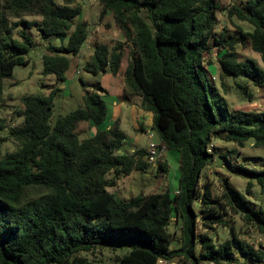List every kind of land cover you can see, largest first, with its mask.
Returning <instances> with one entry per match:
<instances>
[{
  "label": "trees",
  "instance_id": "obj_1",
  "mask_svg": "<svg viewBox=\"0 0 264 264\" xmlns=\"http://www.w3.org/2000/svg\"><path fill=\"white\" fill-rule=\"evenodd\" d=\"M98 1L99 21L110 11L124 39L96 45L82 70L116 76L127 49L126 98H140V109L152 114L158 143L178 154L176 192L120 200L108 190L133 171L151 168L166 174L169 165L165 159L151 167L144 148L115 154L126 134L119 120L99 129L108 112V93L99 85L83 94V106L51 125L58 86L89 38L87 24L74 22L81 12L78 0H0V107L5 102L2 81L12 77L15 66L28 64L23 55L33 43L26 29L33 26L43 38L57 39L41 56L42 74L54 77L49 94L21 97L13 113L23 118L19 125L8 127L0 117V132L7 129L8 139L17 143L2 155L0 138V264H101L81 254L102 247L124 251L113 264H232L235 254L264 264V249L234 235L217 242L207 232L197 234L198 223L203 229L226 226L230 211L264 236V210L255 209L227 178L217 199L207 184L198 186L201 170L218 155L213 141L221 133L226 134L221 139L240 148L249 140L264 148V110H231L203 62L215 48L220 77H242L264 91V0L227 5L221 0ZM218 13L248 23L251 31L234 23L230 30L222 22L217 32ZM25 16L41 20L25 22ZM22 23L25 29L16 32ZM238 45L257 53L261 65L240 60ZM236 85L250 98L245 87ZM84 123L95 131L79 139L77 129ZM235 154L234 149L224 156ZM231 171L255 180L264 192V160L258 170L237 164ZM172 222L179 230L176 239L168 230Z\"/></svg>",
  "mask_w": 264,
  "mask_h": 264
},
{
  "label": "rangeland",
  "instance_id": "obj_2",
  "mask_svg": "<svg viewBox=\"0 0 264 264\" xmlns=\"http://www.w3.org/2000/svg\"><path fill=\"white\" fill-rule=\"evenodd\" d=\"M233 1L244 2L245 0H221L223 5L231 4ZM55 2L57 4H62V0H55ZM78 3L81 6V12L75 17L74 22H85L87 24L89 38L82 45L78 57L72 60L66 74V81L58 86L60 91L53 100V113L50 118L51 125H53L58 118L83 106V94L93 91L95 85H99L105 90L103 82L104 74L92 75L83 71L82 67L88 61L96 45H110L111 40L116 41L119 36L123 35L115 26L110 11H107L104 18L99 21V14L102 10V6L98 0H78ZM217 17L220 21V25L216 29L217 32L220 30L222 22L226 23V27L230 30H233L231 23L241 26L244 31H251L252 29L251 25L246 22H241L234 17L230 21L227 20L223 13H218ZM23 20L25 22H33L40 21L41 19L37 16H25ZM22 29H25L23 23L19 25L16 32ZM16 32L15 36L17 35ZM26 32L31 37L33 43L29 52L23 55L24 58L28 60V64L15 66L13 68L12 77L2 81V92L5 102L0 107V117L6 119L8 127L16 126L23 122L22 117L14 116L13 114L15 110L21 107V97L23 95L33 94L47 96L50 89L54 87V77L51 75L44 76L42 74L41 56L46 53V46L49 44L56 45L57 39L55 37L43 38L39 30L33 26L26 29ZM236 49L240 60L251 58L261 65L260 56L257 53L240 45H238ZM124 52L123 64L125 65V59H127L128 56L127 49H125ZM217 55L218 53L214 48L210 54L205 55L203 62L207 68L209 81L219 94L225 98L229 108L231 110H241L245 112L264 110V91L254 87L248 80L242 77H220L219 65L215 61ZM208 60H211V65H208ZM236 84L245 87V91L250 94V98L247 97L246 93L242 94V89L238 88ZM118 98H121L123 101L124 98L126 99V92L123 88L120 89ZM130 98H132L131 103L127 100H125L126 102L122 101L123 104L117 114V117H121L122 119L120 128L125 132L126 137L122 148L115 154L132 153L139 148L146 149L149 141L148 134H152L153 142L158 143L157 135L150 126H146V132H141L136 128L131 114V105L137 107L140 98L138 96H132ZM110 108L111 107H109V109ZM110 115L111 113L107 115V118L99 129L106 128L111 122L110 118H112V115L111 117ZM93 131L94 129L89 128L85 123L80 124L77 129L79 139L90 136ZM225 136V133H221L220 137L213 141L214 146H216L214 152H218V155L215 156L212 163L201 170L198 186L202 187L207 184L210 188L211 195L217 199L222 193V181L227 178L229 183L239 193L251 201L255 209L264 210V192L261 191L256 181L231 171V168L237 164L256 170L260 169L264 160V148L253 147L252 141L250 140L240 148L231 141L221 139V137L224 138ZM0 138L4 139L1 143L2 155H4L5 152L13 151L17 147L15 141L8 139L7 129L0 132ZM234 149L238 150L239 154H235L232 157L224 156L228 151ZM165 154L167 155L166 162L169 165L168 173H155L151 168L146 171H133L128 176L120 177L116 186L108 188V190L120 200H127L139 194L147 195L150 193L164 192L166 190L173 193L176 192L179 175L177 168V153L166 150ZM160 160L165 161L163 157H161ZM111 176L112 174L106 175V178H110ZM249 181L252 183L250 195H245L246 185ZM225 220L226 226L213 225L207 229H203L200 223H198L197 234L207 232L217 242L230 239L234 235L256 249H264V236L261 235L253 225L243 222L238 214H234L230 211L225 213ZM168 230L174 233L175 239L178 237L179 230L173 222L170 224ZM173 245H175V243ZM176 245L178 244L176 243ZM123 252L124 251H113L109 248L102 247L96 249L93 253H82L81 255L88 258L89 261L96 263L113 264L116 256L122 255ZM234 259L232 264H252L249 258L239 254H235Z\"/></svg>",
  "mask_w": 264,
  "mask_h": 264
},
{
  "label": "crops",
  "instance_id": "obj_3",
  "mask_svg": "<svg viewBox=\"0 0 264 264\" xmlns=\"http://www.w3.org/2000/svg\"><path fill=\"white\" fill-rule=\"evenodd\" d=\"M123 39H124L123 35L118 37V40L123 41ZM123 60L124 59H122L120 70L116 76H112L110 73H105L103 76L104 77L103 82H104L105 90L108 93V97L105 98V102H106L107 110H108L107 115L110 113L112 115V118H110L111 122L106 126V128H109L114 123V121L116 119L119 120V126L121 127V125H122V119H121V117L120 118L117 117V114H118L119 110L121 109V106L123 104L122 103L123 100L121 98H118V97H119L120 89H122V88L124 89L123 74H124V71H125V68H126V65L128 62V58L125 59L126 60L125 65L123 64ZM125 100H127L128 102L131 103L132 98H130L129 100L127 98L126 99L124 98L123 102H126ZM139 104H140V101H139L137 107H134L131 105V109H132L131 114H132V118L134 120V123L136 124L135 125L136 128L139 129L141 132H146V126L151 127L152 114L148 113V112H144L143 110H141L139 107ZM109 107H111L110 108L111 110L109 109ZM111 115H110V117H111ZM89 126H88L89 128H93L91 124ZM93 129L95 131V128H93ZM134 130H135V128H134ZM94 131H93V133H94ZM166 157H167V155L165 154L164 159H166ZM177 158H178V154H177ZM177 168H178V159H177Z\"/></svg>",
  "mask_w": 264,
  "mask_h": 264
},
{
  "label": "built area",
  "instance_id": "obj_4",
  "mask_svg": "<svg viewBox=\"0 0 264 264\" xmlns=\"http://www.w3.org/2000/svg\"><path fill=\"white\" fill-rule=\"evenodd\" d=\"M152 139H153L152 134H148L149 141L146 147L147 162L151 166L156 167L158 165V161L160 160V158L164 157L166 148L163 144L153 142ZM158 264H170V263L164 260H158Z\"/></svg>",
  "mask_w": 264,
  "mask_h": 264
}]
</instances>
